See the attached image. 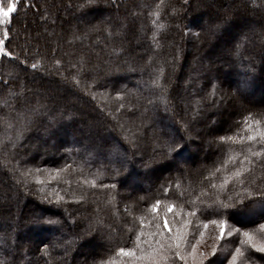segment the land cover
<instances>
[{
    "label": "trees",
    "instance_id": "16d2710c",
    "mask_svg": "<svg viewBox=\"0 0 264 264\" xmlns=\"http://www.w3.org/2000/svg\"><path fill=\"white\" fill-rule=\"evenodd\" d=\"M201 1L163 0L157 23L166 27L160 30L151 23L160 0H17L9 21L0 23V33L10 35L5 48L13 53L0 54V159L18 168L5 184L1 181V191L16 194L19 201L14 207L0 202V264H101L110 259L146 264L137 258L140 250L147 256L159 239L148 235L159 222L150 208L157 199L164 202L160 216L172 203L182 217L195 200L198 211L189 217L194 233L204 229L203 223L226 220L241 230L230 239L233 250L240 247L248 264H264V254L243 236L244 231L260 236L264 196L242 203H234V197L228 208L213 203L217 195L227 201L241 188L264 191V156L244 160L248 148L258 151L264 145L218 140L233 134L238 140L250 134L259 139L264 131V28L258 21L263 16L249 13L251 1L264 7V0L235 1L234 11L215 17L208 28L197 23ZM42 5L39 27L28 25L37 21L33 9ZM248 23L257 27L248 31ZM23 24L37 30L25 45L18 36ZM57 44L67 46L60 58L51 56ZM182 62L187 67L184 88L176 83ZM14 63L36 75L38 85L27 77L21 87L14 83L18 77L9 75ZM157 78L161 86L153 85ZM25 84L36 94L58 86L64 96L91 105L93 114L63 96L35 99L24 91ZM94 114L105 122L93 120ZM249 114L250 129L244 123ZM175 144L179 149L169 152L167 146ZM191 148L202 150L198 161L190 160L196 154ZM230 154L235 160L221 167ZM242 167L251 171L240 185L229 174ZM216 168L221 171L210 176ZM10 170L0 165L1 176L7 178ZM19 174L25 187L16 179ZM225 179L229 183L221 191ZM201 189L207 194L201 195ZM173 219L170 215V223ZM140 230L145 236L137 258L117 256L120 247L137 248ZM87 244L91 249L84 251ZM170 264L184 262L173 257Z\"/></svg>",
    "mask_w": 264,
    "mask_h": 264
},
{
    "label": "snow or ice",
    "instance_id": "6c2138e0",
    "mask_svg": "<svg viewBox=\"0 0 264 264\" xmlns=\"http://www.w3.org/2000/svg\"><path fill=\"white\" fill-rule=\"evenodd\" d=\"M93 2L94 0H88V3H93ZM162 4H163V0H160V4H157L156 6L157 10L152 13V15L156 17V19L152 20L151 22L154 28L160 30H163L166 27L162 22L157 23V20L160 17V8ZM15 9H16L15 3H12L7 8V10L0 8V23L5 22L8 19L9 14L15 11ZM155 38H156V33L154 32L153 39L155 40ZM9 39H10V35L7 30H4L2 33H0V54L11 57L13 56V53L7 51V49L5 48V42L6 40ZM242 47H243V41L241 42V44L237 45V49H236L237 54H239V51ZM32 67L36 68L37 65L33 64ZM77 83H79V81H77ZM152 83L153 85L161 86L159 83V78L153 80ZM250 118H251V114H249V116L246 117L244 121L245 127L249 129L251 128V126L247 123V121ZM254 123L256 125H259L261 121L256 120L254 121ZM245 139L247 141H253L260 143L261 145H264V131L259 132V139L257 138L256 134H250L247 137H240L239 140L237 139V136L235 134L223 135L218 137V140L220 142H232V143H243ZM167 147H168V151L171 152L174 149H179V144L168 145ZM230 151L231 150H229V152ZM247 151L248 153H250V155H245L244 160L248 161L249 163H251L250 157H256L259 159L260 157L264 156V146H262L258 151H252L251 148H248ZM229 160L234 161L235 157L231 154L228 155L227 160H225L222 163L221 167L226 166ZM220 171L221 168H216L214 171H211L209 175L215 176V174ZM250 171L251 170L248 167L237 168L234 169V171L230 173L229 176L234 177L237 184L243 185L245 183L244 174ZM92 183L94 185L95 181H93ZM228 183L229 180L225 179L223 184L220 186V190L221 191L226 190ZM111 187H115V186L112 185ZM211 187L216 188L217 185L212 184ZM167 191L168 189H165V192ZM206 194H207L206 191L204 189H201V195H206ZM181 195H183V193H181ZM253 195L264 196V191H259L254 193L250 188H241L239 191H235L232 194H230L227 198V201H221L219 199V195H217L213 203H215L220 208H228L232 206L229 202H233L234 197H235L234 203H242L244 198ZM163 203H164L163 201L157 199L153 204L150 205L152 213L155 214V219L159 222L154 225L156 231L153 233H148V235L151 236L153 239H155L156 237H159V239H155L156 246L151 248V251L147 254V256H145L143 250H140V256L137 258V250H138L139 242L141 241L142 237L145 236L143 230L138 231L135 235L137 248L120 247L116 250V255L137 258L141 261H146V264H170L173 257L179 261H183L184 264H188V256L192 257L194 264H205V261L211 262V257H213L217 252V244H213L210 250L207 252H203V251L198 252V246L203 241V237H204V232H200L199 233L200 238L196 241V243L191 244V251L186 253L183 249H185V247L188 244V233L187 230L181 232L180 225H184L186 229V226L191 224V220L184 218L180 219L179 221H177V227L174 229L171 226V223L168 219V214L169 213L173 214L174 221L175 218L180 216L181 214L175 211L176 209L175 204L169 203L165 206V214L163 216H160L159 209ZM191 203L193 204V207L190 211L186 213L187 217L195 216L196 212L198 211V208L195 206L196 205L195 200L191 201ZM201 203L205 204V206L207 207L212 206L211 204H208L207 201H201ZM138 219L140 224L143 225L145 222V217L140 216ZM45 222L49 225H53L57 223V221L55 220H47ZM209 223L215 225L218 228V234L215 236V240L217 242L222 240L226 234L228 236H231L233 232L239 233L241 231L240 228L234 227L231 231H227L226 233L227 221L223 219L221 220L213 219L207 223H203V227L207 229ZM259 228L262 234L261 243L258 244L254 242L253 234L249 231H244L243 236L247 238V243L250 245L252 249L264 253V224H260ZM165 233H167V235H165ZM47 254H48L47 251H45V255ZM101 264H116V261L110 259L108 261L101 262ZM228 264H248V258L246 257L245 253L241 250V248L237 247L235 249L234 254L231 256V259L229 260Z\"/></svg>",
    "mask_w": 264,
    "mask_h": 264
},
{
    "label": "rangeland",
    "instance_id": "374dc122",
    "mask_svg": "<svg viewBox=\"0 0 264 264\" xmlns=\"http://www.w3.org/2000/svg\"><path fill=\"white\" fill-rule=\"evenodd\" d=\"M44 1L45 0H40L41 4L44 3ZM235 1H239V0H203V1H201V2H203V5L199 4L200 2L196 3V4H198L196 7L197 8H201L199 10V12H200L199 16H200L201 19L197 23H199L200 26H203L204 28H208V26L210 25V21L212 19H215V17L217 18V16L219 17V15H221L222 13H228L229 11L233 12L234 11L233 8H235V6H236V5H233L235 3ZM16 2H17V0H0V8H3L5 10H7V8L12 3L16 4ZM251 2H252V4H251L252 7L250 8L251 12H249V13L252 14V15L262 14L263 17L259 18L258 21H259L260 24H262V26L264 28V7H263L262 4L256 3L255 1H251ZM54 3L58 4V0H54ZM39 8L40 9L38 11L36 9H33V11H34L33 16H34V19H36L37 21L30 22V23H28V25L29 24H32V25L35 24L36 26L39 27V21H41V19H43L44 16H45V14H44L45 13V8H43V5L39 6ZM11 14L12 13L9 14L8 19L5 22H3V23H7L9 21V19L11 17ZM29 15H31V14H29ZM23 23H24V21H23ZM28 25L24 26V24H23V28L19 29V32H18V36H19V38L21 40V43H24V45L28 44L30 42V40L32 41V37H34V34L37 31V30H33V28L29 29ZM194 26H196V25H194ZM38 27H37V29H38ZM245 27L246 28L248 27V31H249L252 28H256L257 25H255L254 23L253 24L248 23L247 25H245ZM190 30L191 29L188 28V31H190ZM244 30L245 29H243V31ZM47 39L49 40V38H47ZM47 39H43V40L40 39L39 41H40V43H43V42H46ZM52 46H51V49H53ZM66 48H67V46L64 47L61 44H57L56 45V50H55V52L51 53V56L55 57V58H60V54H62L63 50H65ZM191 52L192 51L190 49L187 50V53L191 54ZM21 60L23 61V59H21ZM185 65L186 64L184 62H182L181 64H179V68H177V76L178 77H177L176 83L178 85L182 86L183 88L188 86L187 80H186L187 78H183V76H182L183 75L182 74L183 71L185 72L187 70V67H185ZM11 66H12V69H11L12 70V74L9 73V75H11L12 78L13 77L17 78L18 77V80H16V79L13 80L14 83H19L20 87H21L22 80L26 79L25 77H27L28 79L33 80L34 83L36 82L34 84L35 86L38 85L37 83H39V82L36 81L38 79L36 75H31V74L24 73L23 69L21 68V66H17L16 63L11 64ZM69 74H71V71L67 72V76H69ZM185 77H187V76H185ZM181 78H182V80L180 81ZM10 85H11L10 87H12L11 83H10ZM57 87L58 86H53V90H50V91L48 89L45 90L47 92H45V91L42 92V91L39 90L38 91L39 94H40L39 95V94H36V92H34L33 90H31L29 87H27V84H25V90L24 91L27 93V95H31L35 99H37V98H39V99L43 98L44 100L48 99V98L55 99L56 96H63V97H61V99L63 98L64 101L67 100L68 102H71V100H72V102H75V104L79 105L81 108L83 106V109L86 110L88 113H92L93 114V107L91 105L83 104L82 100H81V102H82L81 103L80 100L77 97H75V95L72 96L71 94L68 93L67 97L64 96V94H66L65 91H63V90L61 91V89H58ZM85 90H88L87 87L85 88ZM85 90L83 89V91L86 93ZM61 94H63V95H61ZM71 96L73 98H71ZM60 102L62 103V101H60ZM112 115L113 114L110 113V111H109V116L112 117ZM93 120H96V121L98 120L102 124H103V122H105L104 118L101 115H99V114H94L93 115ZM190 150H193V149L191 148ZM194 150L193 151L196 152V154H195V156L190 158V160H197L198 161L201 158V156H203L201 154L202 150H198L197 148L194 149ZM0 165H2L6 169H10V168L13 169V170H10V172L8 173L10 176L8 175L7 178L5 176H3V175L2 176L0 175V202H7L8 204H10V205H12L14 207V206L18 205V202H19L18 198H17V195L16 194H14V195L10 194L8 196H3L1 189L2 188H3V190H5V189H4V187L1 188V186H2L1 185V181H2L3 184H5L7 182V179H10V177L15 176V174L17 173L18 168L15 166V164H13V166H12L9 163H5V161L1 160V159H0ZM44 175L49 176V174H44ZM18 177H20V178L16 177V179H19L18 183H19L20 187H23L25 185V183H24L25 181H24V178H23L22 174L21 175L19 174ZM135 177L136 176L134 175L133 180L136 179ZM141 178L142 179L143 178L144 179H146V178L149 179V175L148 176L144 175ZM17 188H19V187L17 186ZM15 191H16V189H14V192ZM262 209H264V208H261V211H263ZM257 210H253V211L249 212L246 216L247 217L252 216L254 214V212H256ZM176 212H178V211H176ZM250 213H252V214H250ZM170 215L173 216V214L169 213L168 214V219H169ZM238 216H239V218H245L246 217V216H242L240 214H238ZM182 218L189 219V217L178 216L177 218H175V221H174V219L171 220V222H172L171 226L175 229L177 227V221H179ZM234 227L238 228L237 226H234L232 224H230V225L227 224L226 225V233H227V231H231ZM180 230H181V232H184L185 230H187V233H188V244L185 247V249H183L186 253L191 251V244L196 243V241L200 238L199 237V233L200 232H204V237H203V241L198 246V252H200V251L207 252V251L210 250V248H211V246L213 244H217V249L218 250H217L216 254L213 257H211V262L205 261V264H228L229 260L231 259V256L235 252L233 250V246L231 244L230 239H231L232 235L234 233H236V232H233L231 236H228L226 234L225 237L222 240L217 242L215 240V236L218 234V228L215 225H212V224H208V228L207 229L204 228L203 230L194 233L193 231L195 229H194L193 223L191 222L190 225L186 226V229H185L184 225H180ZM261 235L262 234H260V236L253 235L254 242H256L258 244L261 243L262 242L261 241ZM228 237H229V240L227 239ZM89 245H92V244L90 243ZM97 246H99V245L97 244V242H95V247L94 248H96ZM86 247L83 249L84 251L91 249V248L88 249V247H89L88 244L86 245ZM188 263L189 264H194L193 259H192L191 256H188Z\"/></svg>",
    "mask_w": 264,
    "mask_h": 264
}]
</instances>
